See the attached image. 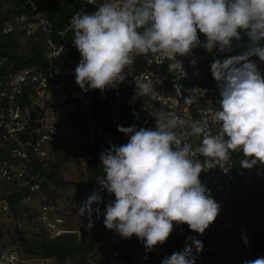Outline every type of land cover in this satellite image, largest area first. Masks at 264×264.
Returning a JSON list of instances; mask_svg holds the SVG:
<instances>
[{
    "label": "clouds",
    "instance_id": "clouds-1",
    "mask_svg": "<svg viewBox=\"0 0 264 264\" xmlns=\"http://www.w3.org/2000/svg\"><path fill=\"white\" fill-rule=\"evenodd\" d=\"M97 10L78 11L70 20L73 45L81 55L75 68V82L82 91L103 92L126 79L135 55L156 54L159 58L189 55L201 45L198 32L206 37L203 48L223 53L232 50L233 39H242L243 30L250 42L240 55L216 59L210 65L217 81L219 109L213 120L220 123L216 135L208 132L206 121H189L174 112L153 114L150 101L156 100V82L136 80L133 99L144 104L155 117V128L135 125L117 130L129 137L126 144L110 145L100 154L103 176L79 207L77 217H86V228L94 227L93 213L100 216V192L114 194L104 212V226L122 239L135 235L147 252L163 245L174 224H187L203 234L217 219L222 205L211 196L200 174L230 159L240 150L242 168L264 166V73L251 57L264 62V0H88ZM177 61V60H176ZM196 64L193 59L190 62ZM177 68L184 73L181 62ZM176 87L177 96L180 88ZM191 95L184 101L191 104ZM190 127L189 135L202 137L195 149L176 131ZM199 153L206 159H194ZM97 205V207H93ZM181 251L166 256L161 264H196L203 243L194 236L186 238ZM245 245L248 240L242 233ZM195 253V254H194ZM5 260L11 257L6 253ZM243 264H264V256L245 260Z\"/></svg>",
    "mask_w": 264,
    "mask_h": 264
},
{
    "label": "built area",
    "instance_id": "built-area-1",
    "mask_svg": "<svg viewBox=\"0 0 264 264\" xmlns=\"http://www.w3.org/2000/svg\"><path fill=\"white\" fill-rule=\"evenodd\" d=\"M64 7L70 11L65 25L56 28L46 16L42 8L43 0H0V42L7 36L23 30L26 36L39 32L42 35V49L46 65L37 67H11L2 69L4 59L0 58V145L4 154L0 158V215L13 218L17 226L25 224L36 227L38 223L44 227L49 237L54 238L62 234L80 231L69 222L71 205L81 204L82 199L69 197L62 204L61 201L42 202L39 193L40 184L35 180H26L27 167L34 158L54 159L56 153L52 151L53 142L60 133L61 124L69 118L70 97L77 96L78 90L71 89L69 82L75 77L69 48L70 20L78 11L92 13L97 10L95 4L88 0H70ZM102 0H96L101 3ZM18 11L15 13L14 11ZM240 34L243 37L241 30ZM201 45L193 49L186 56L177 55L174 58H159L156 54L135 55V61L129 69H125L126 79L121 83L120 102L127 119L121 126L135 125L137 129L155 128V117L150 115L151 109L146 107L144 100L133 99L136 80L142 82L153 79L156 84V100L150 101L153 114H167L174 112L182 119L189 121H206L210 134L216 135L220 131V123L213 120V113L219 109L218 90L206 81V71L210 64L221 59V52L214 49L208 53L203 48L206 37L198 32ZM232 56L244 53L241 40L232 41ZM195 59L196 64L190 62ZM181 62L184 73L177 64ZM180 88L177 96L176 87ZM189 95L195 99L191 104L184 101ZM184 141L195 149L200 145L202 137L189 135L190 127L176 130ZM123 137H129L123 134ZM90 156L87 155L86 158ZM201 162L206 158L196 153L193 157ZM244 156L240 150L231 153L230 159L223 164L203 171L201 182L210 190L216 202L224 204L220 210L228 211L225 215H218L217 219L201 235L185 228V224L174 226L173 232L163 245H157L147 252L140 240L135 236L129 243L99 239L95 253L90 250L83 264H161L166 256H171L179 241L184 248L191 243L186 238L194 236L202 241L203 251L198 254L196 264H203V253L220 252V256L213 255L212 264H243L245 260L256 259L251 255L238 254L244 243L242 233L251 232L254 223V213L249 205L248 188L258 185L264 189V166L257 165L251 169L242 168L240 161ZM26 186V193L19 196L17 214L11 215L8 198ZM38 199V200H37ZM233 201L237 205H233ZM94 207V206H93ZM71 220V219H70ZM3 224L0 223V227ZM39 226V227H40ZM38 227V226H37ZM36 227V228H37ZM3 228V227H2ZM25 230H33V229ZM24 231V230H23ZM4 233V228H3ZM22 234V232H21ZM4 234L0 236V243ZM214 237H221L219 246H214ZM177 250V249H176ZM8 254L11 259L5 260ZM195 254V253H194ZM211 259V258H209ZM0 264H53L51 259L27 257L20 247L7 250L0 246Z\"/></svg>",
    "mask_w": 264,
    "mask_h": 264
},
{
    "label": "trees",
    "instance_id": "trees-1",
    "mask_svg": "<svg viewBox=\"0 0 264 264\" xmlns=\"http://www.w3.org/2000/svg\"><path fill=\"white\" fill-rule=\"evenodd\" d=\"M40 8L43 9L56 28L63 27L70 14V11L64 7L62 8L57 0H43ZM14 12L17 13L18 11L15 10ZM241 31L243 32L241 42L245 52L249 50L250 42L245 32ZM72 39L73 34H70L69 48L72 65L76 68L81 55L73 45ZM260 44L264 46V40L260 41ZM232 54V50L225 51L221 54L220 60L232 56ZM0 58L4 59L2 69L9 65L13 68L25 66L44 67L46 60L42 49V35L36 32L34 35L26 36L23 30H20L16 34L7 36L0 42ZM250 59L264 73V62H261L258 57H251ZM206 74V81L219 92L217 81L211 74L210 66ZM121 87L120 83L114 88L105 89L103 92L98 89L84 92L76 84L78 95L68 99L71 103L69 118L61 124L60 133L52 145V151L57 154L56 157L47 160L34 158L27 167L26 180L28 182L31 180L39 182L42 202H59L62 198L59 190L64 189L69 184H74L76 186L75 189L77 188L69 196L72 199L81 197L82 201L85 202L87 200L85 193L88 188L97 182L98 178L103 176L100 164L101 152L108 150L110 145H120L128 142V139L123 137V133L119 132L117 125L114 124L115 120L121 123L127 121L120 102ZM105 135L110 138L109 141H105ZM3 154L4 149L0 145V158ZM87 155L90 157L86 158ZM70 164H74L79 170H81L82 166L84 167L87 172L84 180L64 179L63 172L68 169ZM26 188V186L21 187L19 192L8 198L11 215L18 213L19 206L17 202L19 196L26 193ZM106 194L108 196L102 197V202L98 205L102 210H106V205L109 201L115 200L114 194H109L107 191ZM248 194L250 195L249 205L253 210L255 219L251 232L246 233L248 245L246 246L245 243H242V249H238L237 253L240 255L249 254L254 258H258L264 256V189L254 185L248 188ZM232 203L234 206L237 205L236 201ZM94 207H97V205H94ZM226 213L228 211L220 210L219 212L220 215H225ZM68 221L71 222L70 218ZM93 221L94 227L91 231L86 228L88 219L85 218V226H80V221L73 223V226L80 231V234L76 232L66 233L54 238L49 237L45 228L41 226L33 228V230H24L23 234L25 236L20 239V250L27 257L51 259L53 264H66L65 261L68 259L74 264H80V260H86V257L83 256V250L86 246L89 250H92V253H95L96 243L101 238L115 242L128 240L129 243L135 238V235H133L130 239H122L114 231L105 228L104 219ZM174 226L177 225L174 224ZM185 228H189L187 224H185ZM2 235L3 228L0 227V236ZM89 235L90 238H88ZM220 240L221 237H214V246L218 247ZM182 249L183 247L179 241L173 251H181ZM213 255L220 256L221 261L224 260L222 253L215 251L203 253L201 255L202 263L212 264Z\"/></svg>",
    "mask_w": 264,
    "mask_h": 264
},
{
    "label": "rangeland",
    "instance_id": "rangeland-1",
    "mask_svg": "<svg viewBox=\"0 0 264 264\" xmlns=\"http://www.w3.org/2000/svg\"><path fill=\"white\" fill-rule=\"evenodd\" d=\"M57 2L59 3V5L63 8V7H67L70 2V0H57ZM70 88L75 90L76 89V84H75V79L73 78L70 82H69ZM115 125H120L121 126V122L120 121H114ZM92 134V132H91ZM105 141H109L110 138L107 137L105 135ZM87 172L85 171L84 167L82 166L81 170L77 169L74 164H70L68 166V169L66 171L63 172V177L66 180H84L86 177ZM75 185L74 184H69L67 185L64 189H60V193L62 195V198L60 199V201L62 202V204L66 201V199H68L70 196V194L74 193V191L77 190V188L75 189ZM100 190V185L97 182H95L94 184H92L88 190L85 193V198L88 199V197L93 193V191H99ZM40 193V192H39ZM82 194V193H81ZM101 198L102 197H107L108 194H106V190L100 192ZM82 196V195H80ZM81 198V197H79ZM42 199V197H39V200ZM38 200V199H37ZM84 203V201L81 202V204L76 203L74 205H71L72 209H71V213H70V219L73 223H75L76 221H80V226H85V218L86 217H81L80 219L77 217V213L79 210V207L82 206V204ZM104 212L105 210L100 209V216L99 218H97L96 214L93 213V218L92 220H98L101 221L104 219ZM0 223L3 224V228H4V237L2 239V243H0V246L10 250V249H17L18 247H20L21 245V241L20 239L22 237H24L25 235L23 234V230L25 229H29L31 227L26 226L25 224L21 225L20 227L17 226V223L14 221L13 218H10L6 215H0ZM35 226L39 227L40 225L38 223H35ZM79 226V225H78ZM76 226V227H78ZM33 227V228H36ZM31 228V229H33ZM22 232V234H21ZM88 238H90V235L88 236ZM109 238V237H108ZM90 250L86 248L83 250V256L87 257V255L89 254ZM85 261L84 260H80V264H83ZM66 264H74L73 262H71V260H66L65 261Z\"/></svg>",
    "mask_w": 264,
    "mask_h": 264
}]
</instances>
